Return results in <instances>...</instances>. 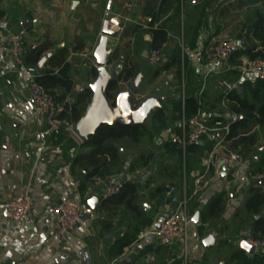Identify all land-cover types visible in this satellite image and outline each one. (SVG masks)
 <instances>
[{"label":"crops","instance_id":"crops-1","mask_svg":"<svg viewBox=\"0 0 264 264\" xmlns=\"http://www.w3.org/2000/svg\"><path fill=\"white\" fill-rule=\"evenodd\" d=\"M161 1L135 0L133 3H128L124 0H101L99 4H104L102 23L108 2H111L110 15L113 16L111 19L125 22L122 23L123 30L116 38L107 39V50L111 52L117 50V59L111 62L110 69L118 65L120 58L122 66L124 59L129 58L137 72L139 66L151 69L146 65V59L145 64H142L144 51L140 54L139 63L136 64L132 60L134 57L132 46L141 38L148 47L146 53L151 50L149 49L151 37L146 31L147 23L150 22L147 13L151 9H156ZM199 1L180 2L178 12L179 16L183 15L185 41L193 52L192 59L181 60L177 40L179 26V16H177L175 23L165 26L167 42L161 49L164 61L154 70L161 68L174 53L177 54V66L170 71L159 73V75L167 74L166 78L171 82L168 88H172L176 77L189 75L190 79L192 77L198 84L193 93L185 95L184 86L182 92L185 97L194 96L197 100L195 114L199 112L206 120L231 123L237 117L228 110V95L234 91L237 93V90L241 89L242 96L238 93L237 95L241 99L244 96L249 99L247 89L249 84L254 88L258 80H264L249 77L238 84V73L230 68L241 61L250 60L240 56L234 58L233 63L229 62L230 58L226 62L229 71H221L209 75L206 79L203 78L205 52L209 45L222 39L226 31L221 29V24L215 26L209 18L203 20L202 26L198 28L196 23L199 14L196 19L194 17L195 20L191 18L198 9ZM74 3L76 4L73 5ZM95 6L97 3H90V0H0V16L3 14L8 16L11 32L23 31L25 34V50L20 63H17L7 51V34L0 32L1 264H180L182 255L180 243L175 242L163 248L157 245L153 234L157 230L156 224H159L166 214V191L169 188L174 189L179 195L182 193L183 196L190 198L188 209L191 218L198 213V224L194 225L190 222L188 230L186 253L189 264H237L232 260V255L236 251H242L238 246L245 240L240 241L238 236L244 234L249 237L253 222V217L250 216L249 224L242 227L244 221L241 220L242 216L238 212L241 210L247 216L243 206L249 197L248 190L252 187L246 189L245 176H250L251 168L262 159L264 148H259L258 155L253 156L252 166L244 160L235 167L234 179L216 178L203 166L206 153L212 149L214 142L202 138L191 145L188 151V157L189 155L191 157L190 165L187 166L186 162L183 172L178 148L171 142L172 136L177 132L176 124L181 114L180 95L169 94L168 97H163L169 100L164 102L160 110L163 124L157 132L159 136L157 143L163 141V150L160 149L161 154H159L165 156L162 166H147V164L138 166L136 154L130 156L127 153V158L122 157L128 160L126 165L117 166V161L114 166L109 167L108 175L89 177L91 167L78 160L75 161L78 156L86 154L89 150L81 148L80 141L67 133L64 136V143L53 145L51 136L46 132L44 120L34 115L28 96L27 78L31 74L35 77L37 75L34 68L26 64V59L41 45L46 47L41 57L51 54V58L43 65L42 74L49 71L57 60L63 58L64 62L69 63L68 76L72 80L73 87L69 93H64L62 89L56 90L57 95L62 97L59 103L67 110L76 96L87 90L86 87L94 82L95 77L91 75L90 70L95 69L92 55L100 37L94 33V27L90 24L91 9L93 10ZM231 7L225 6L224 9L229 10ZM168 12L160 16L161 20L159 18V22L154 27L161 25L162 21L165 23ZM25 21L28 22L27 30L21 27ZM34 21L38 22L36 28L33 26ZM133 27L142 28L136 37L130 35V29ZM195 30L198 33L197 41L192 40ZM237 42L240 48V40ZM244 42L247 43L243 40L242 43ZM31 46L34 49L30 50ZM127 48H129L128 52L123 55L122 50ZM127 84L120 83L119 87ZM235 85H237L236 89L226 96L225 93ZM217 88L219 94L216 98L210 97L209 94L207 96L208 90L212 92ZM201 90L202 93L198 98ZM214 100L219 106L224 107L223 113L216 114L207 108V105L213 106ZM175 112H178L176 118H174ZM186 116L192 115L186 114ZM117 142L111 144L117 148ZM224 144L227 143H223L222 147ZM167 148L178 152V162L181 166L172 164V154ZM124 151L122 148L118 149V159ZM242 156L244 158L247 154L243 153ZM183 181L185 190H183ZM127 182L137 186L134 205L139 211V217L127 211L121 202L116 201L118 195L109 198L110 201L102 205L106 189L117 183ZM159 189H163V192L157 193ZM233 190L237 198L230 194L227 201L225 193ZM9 192L29 196L31 211L27 222L17 225L6 219L1 205ZM61 194L80 204L85 226L75 235L59 237L53 233L52 224L55 218L53 208ZM216 196L222 198V212L218 217L209 218L205 214V209ZM92 198L96 199L95 210L88 205V201ZM261 215L264 216V210ZM145 220L150 222L149 225L145 226ZM135 230H138V233L134 243L122 248L119 253L122 242L130 238ZM207 237L213 239V246L209 250H206L202 244ZM242 252L247 257H252L259 253L264 254V247L255 249V254L251 256Z\"/></svg>","mask_w":264,"mask_h":264},{"label":"trees","instance_id":"trees-1","mask_svg":"<svg viewBox=\"0 0 264 264\" xmlns=\"http://www.w3.org/2000/svg\"><path fill=\"white\" fill-rule=\"evenodd\" d=\"M238 3H246L251 0H235ZM180 0H162L156 9H151L147 13V17L150 18V22L147 23V33L151 37L149 49H162L163 45L167 42V31L164 25L155 24L159 22V17L167 13L173 7L175 8V19L179 12ZM179 16V15H178ZM255 20L252 21L246 35L240 39V48L236 49L230 57V63H233L234 58H238L240 53L244 51L248 55V59L261 58L264 59V17L259 14H255ZM178 24V23H177ZM198 28L203 24V15H199L197 19ZM141 27H133L130 29V35L132 37L138 36L141 32ZM248 34V35H247ZM256 41V45L252 48H247L246 42L249 37ZM192 40L197 41V30L193 32ZM245 47V48H244ZM244 48V50H243ZM46 47L41 45L37 50L32 51L26 59V64L31 68H34L39 58L44 53ZM76 50V49H75ZM117 59V50L113 51L110 57V62ZM178 64V56L175 53L164 63V65L155 70L153 75H158L161 71H170ZM53 67L49 71H45L41 76H36V82L43 86L48 93L54 98L55 102L59 103L62 97H59L56 90L62 89L64 93H69L73 87L71 78L68 76L69 63L61 60L55 61ZM91 75L96 77V70L92 68L90 70ZM135 65L132 64L129 58H125L120 74L116 80L111 81L106 89V95L109 100L113 101L114 97L118 93L120 83H128L137 74ZM243 87V85H242ZM249 93V99L244 96L241 99L234 91L227 97L228 110L235 114L237 119L229 124V131L224 137V143H230L233 148H237L241 144L248 141V146H253L255 141L252 137L244 138L239 134H244L247 125L250 121H253L257 126H264V81H257L255 87L249 84L247 87ZM91 92L84 90L78 94L75 100L69 107V110L65 112L61 118L63 121L71 124H75L84 112L85 106L89 101ZM185 113L187 115H194L197 109V100L194 96H184ZM180 105V96H179ZM67 107V106H66ZM154 119L160 125L163 124L162 111L158 110L151 114ZM239 117V118H238ZM145 133V125L141 126H108L101 125L94 135L80 144L81 148H87L89 151L81 156H78L76 160L91 167V171L88 174L89 177H104L110 172V166L118 161V150L111 144V142H117L120 140L128 139L132 143H138ZM66 133L61 132L58 136H52L51 142L53 145H57L61 139H64ZM171 145V144H170ZM173 147V145H171ZM191 145L188 147L190 150ZM264 154V152H262ZM188 163V161H187ZM252 177L264 176V156L253 166L250 170ZM137 186L132 182L122 184L121 191L116 197L117 202H121L124 208L139 217V211L134 205ZM163 192V189L157 190V193ZM249 197L245 200L243 210L244 212L253 217L252 228L249 234V238L253 240L264 241V216L261 215L264 210V190H260L259 187H252L248 190ZM110 200L105 199L102 201V205L108 203ZM222 212V198L216 196L206 206L205 214L209 218L218 217ZM149 221L145 220V226L149 225ZM130 237L126 238L120 245L119 253L122 248L128 247L134 243L138 230ZM232 260L237 264H264V254L259 253L252 257H247L242 251H236L232 255ZM181 262V261H180Z\"/></svg>","mask_w":264,"mask_h":264},{"label":"built area","instance_id":"built-area-1","mask_svg":"<svg viewBox=\"0 0 264 264\" xmlns=\"http://www.w3.org/2000/svg\"><path fill=\"white\" fill-rule=\"evenodd\" d=\"M181 3L184 0L180 1ZM0 32L7 34L8 45L7 51L11 57L20 63V58L25 50L24 32L12 33L8 21V16L3 14L0 16ZM178 46L180 49L181 60H191V50L185 41V28L183 15L179 16V26L177 32ZM238 42L232 38H222L213 42L207 48L204 55V64L202 66L203 78L209 75L226 72L230 69L238 73V84L249 77L264 76V59L259 57L247 61H241L238 65L228 68L226 62L229 60L233 52L238 49ZM164 61L161 49H151L147 53L146 65L154 69ZM111 65L108 66L110 68ZM232 86L225 95L236 89ZM27 89L29 101L32 104L35 116L44 120L46 132L49 136H58L61 132L71 136L74 124L63 121L61 116L68 110L63 104L55 102L54 98L48 91L35 80V75L31 74L27 78ZM202 90L198 93L200 97ZM141 100L138 96L134 98L132 109H136ZM181 114L177 120V132L171 138V142L178 148L180 162L183 172H185L188 147L197 143L202 138H208L214 142L212 149L206 153V159L203 166L206 167L216 178H220V173L225 171L223 178L234 179L236 177L235 167L242 163L239 154L226 151L222 145L224 137L229 131L230 122L222 120H206L199 112L192 116H186L183 92L180 94ZM222 132V135H218ZM183 190H185V182L183 181ZM122 184L117 183L106 189L103 198L109 199L115 197L121 191ZM194 194V193H193ZM177 193L171 188L166 191V214L159 223V228L154 231V236L158 246L167 248L173 243H180L182 255L180 264H188L187 258V238L190 225V213L188 204L190 198L180 194V200L177 201ZM2 211L6 219L13 224H23L27 222L31 211V200L27 194H16L9 192L1 205ZM54 222L52 224L53 233L59 237L77 234L84 226L85 219L81 213L78 201L61 194L54 208ZM248 245L258 249L264 247V241L245 238ZM1 264V260H0Z\"/></svg>","mask_w":264,"mask_h":264},{"label":"rangeland","instance_id":"rangeland-1","mask_svg":"<svg viewBox=\"0 0 264 264\" xmlns=\"http://www.w3.org/2000/svg\"><path fill=\"white\" fill-rule=\"evenodd\" d=\"M128 1V3H133L135 0H124ZM101 0H90V3H97V6L91 9L92 12V20L90 21V24L94 27V33L98 36L100 35V28L102 24L103 14H104V4L101 3ZM225 6L231 7V9L226 10L224 9ZM191 19H196V17L199 15H203V20H207L209 18L210 22H212L215 26H218V24H221L223 30L226 31L224 36L222 38H232L237 41H239L241 38H243L246 35V32H248L249 27L253 20H255V14H259L262 17H264V0H251L250 2L246 3H238L234 0H200L199 6L197 11H195ZM111 13V11H110ZM169 15L165 19V23L160 22L161 25L167 26L169 23H175V8L169 10ZM114 15V14H112ZM178 16V15H177ZM176 16V18H177ZM112 18L113 16L110 15ZM161 20V17H159ZM116 19V18H115ZM194 19V20H195ZM117 20V19H116ZM121 23H125L124 20H119ZM84 25L86 22L83 23ZM220 28V27H219ZM113 31H117L116 27H112ZM248 35V34H247ZM249 37V36H248ZM256 45V41L251 39L250 37L247 38L246 46L247 48H252ZM244 47V48H245ZM134 51V57H132V60L134 62L139 63L140 62V54L141 52H146L148 50V47L146 45V42L139 38L136 43L132 46ZM243 48V50H244ZM129 48L122 50L123 55H125L128 52ZM248 54L244 51L240 53V57H246ZM154 69H148V68H141L139 66L138 73L142 74L141 82L139 85L140 88V94L138 96L139 100H143L146 98H152V97H168L169 94H175L179 96L182 93V88L184 86L185 95H189L190 93H193L195 90V87L198 83H196L195 80L189 75H183L182 77H176V80H173L172 88L169 89L168 86L171 84L166 78L167 74L163 75H153ZM146 74V75H145ZM188 76V79H187ZM187 81V82H186ZM129 87V84L122 85L118 88V92L126 91ZM205 90V89H204ZM219 88H217L215 91H207L210 97H217L219 92ZM204 94L206 95V91H204ZM213 106L207 105V108L212 110V112H215L216 114L223 113L224 107L219 106L217 103H215V100L213 101ZM206 108V107H205ZM207 109V110H208ZM178 112H175V117L177 116ZM145 125V133L143 137L140 139L138 143H132L128 139L120 140L117 142L118 149L122 148L125 150L120 155V158L118 159L117 166L120 165H126L128 163V160L122 159V157L127 158V153L131 156L133 153L136 154L137 157V164L138 166H142L143 164H147V166H162L163 162L165 161V156H161L160 149L163 148V141L159 144L157 143V140L159 138L157 132L159 129H161V126L159 123H157L154 119H152L151 115L148 117L147 121L144 123ZM244 134H239V136H243L244 138L252 137L255 141L253 146H248V141L241 144L237 148H233L230 143L224 144V149L228 152H233L236 154H239L241 158L249 164L250 166L253 165V156H257L259 153V148H264V126H257L253 121H250L247 125L246 130L244 131ZM78 141V139H76ZM61 143L65 142V139H61ZM79 142V141H78ZM117 149V150H118ZM163 150V149H162ZM167 151L172 154V164L174 163V166H181L178 162L179 156L177 151H171L169 148H167ZM63 152V151H62ZM247 154L246 157L243 158L242 154ZM128 155V156H129ZM188 159V165H190L191 157L189 155ZM146 162V163H145ZM247 178V186L246 189L253 187L252 181L254 178H264V176L260 177H252L245 176ZM260 190H264V185L258 186ZM175 192V190L173 189ZM230 194H233L235 198L236 193L235 191H228L225 193V198L227 201H229ZM239 215L242 216L241 220L244 221V224H242V227L247 226L250 222V216L244 215L243 211L239 210ZM239 240H243L245 238H248V236H238ZM229 250V249H228ZM228 253V251H227ZM226 253V254H227ZM189 264V262H188Z\"/></svg>","mask_w":264,"mask_h":264},{"label":"water","instance_id":"water-1","mask_svg":"<svg viewBox=\"0 0 264 264\" xmlns=\"http://www.w3.org/2000/svg\"><path fill=\"white\" fill-rule=\"evenodd\" d=\"M189 3H193L194 0H186ZM74 3L73 5H75ZM111 2L107 3L104 20L102 23L100 37L98 44L93 51V59L95 62L96 77L92 84L86 87L91 92L90 101L86 105L84 112L81 114L78 121L73 125L72 134L80 141V143L86 142L90 136L94 135L96 130L101 125L108 126H141L148 117L155 111L161 110L165 101L168 98L152 97L146 98L140 101L136 109H132L134 98L140 94V82L142 78L141 73H137L136 76L128 82L129 87L126 91L118 92L111 101L106 95V89L108 84L116 80L122 70V59H119L118 65L110 69L111 65L110 57L111 51L107 50V39L116 38L124 25L110 17ZM37 21L33 22V26L36 28ZM131 24H128L130 26ZM28 22L25 21L21 24L23 30H27ZM116 27L117 31H113L111 27ZM34 49L33 46L30 50ZM147 53H142V64H145ZM51 58V54H45L41 57L36 65L34 71L37 76H41L43 72V65L47 60ZM260 80H264V76L258 77ZM237 93L242 96V90L238 89ZM218 135H222L219 132ZM225 171L220 173V177H224ZM252 184L256 187L264 185V178H254ZM180 200V195H177V201ZM96 199L92 198L88 201V205L92 210H95ZM190 222L194 225L198 224V213H195L190 219ZM156 229L159 228V224H156ZM206 250L211 249L213 246L212 237H207L202 242ZM238 248L244 251L248 255L255 254L253 246L248 245L245 241H241Z\"/></svg>","mask_w":264,"mask_h":264}]
</instances>
